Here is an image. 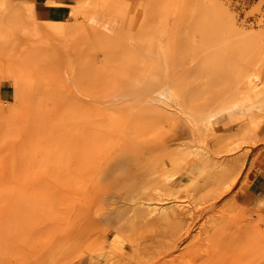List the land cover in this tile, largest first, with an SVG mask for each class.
Here are the masks:
<instances>
[{"label":"rangeland","instance_id":"374dc122","mask_svg":"<svg viewBox=\"0 0 264 264\" xmlns=\"http://www.w3.org/2000/svg\"><path fill=\"white\" fill-rule=\"evenodd\" d=\"M45 1L0 0V264H187L174 223L139 237L157 198L204 213V258L264 264V0Z\"/></svg>","mask_w":264,"mask_h":264},{"label":"bare ground","instance_id":"6f19581e","mask_svg":"<svg viewBox=\"0 0 264 264\" xmlns=\"http://www.w3.org/2000/svg\"><path fill=\"white\" fill-rule=\"evenodd\" d=\"M251 143V142H250ZM256 143V142H255ZM239 145V144H238ZM237 145V146H238ZM162 147L161 145H157V146H155L156 147V149H158V150H162V149H164V146H163V148L162 149H159V147ZM229 146V145H228ZM158 147V148H157ZM253 147V146H252ZM165 149H166V147H165ZM232 150V149H231ZM173 151H175V150H173ZM178 151V150H177ZM230 151V150H229ZM163 152H165V150H163ZM180 152V151H179ZM184 152H185V150H184ZM198 152V151H197ZM231 152V151H230ZM162 153V152H161ZM167 152H165L164 154H166ZM170 153H172V152H170ZM177 152L175 151V152H173V154H169L170 155V157H171V155H173L174 156V154H176ZM182 153V152H181ZM224 153V152H223ZM179 154V153H178ZM186 154V153H185ZM188 154V153H187ZM194 154V153H193ZM163 154H161L160 155V152L158 153V156L160 157V156H162ZM167 155H168V153H167ZM177 155V154H176ZM181 154H179V158H177V156L175 157H173L174 159H172V158H170V157H168V158H170L169 160H173L172 162L174 163V161H175V159L177 158V164L179 165V164H181V163H178V162H182L183 161V159H181L182 157L180 156ZM183 155V154H182ZM195 155V154H194ZM198 155H201V154H197L196 156H198ZM157 156V157H158ZM159 157L158 158H154L153 159V162H155V161H158V159H159ZM162 157H164V155L162 156ZM165 157H166V155H165ZM181 157V158H180ZM184 157V156H183ZM187 158V157H186ZM163 159H166V158H163ZM178 159H179V161H178ZM181 159V160H180ZM187 159H189V158H187ZM187 159H185V162H183L184 163V169L185 168H188L189 169V172L190 173H192V174H195V172L196 171H199V169H201L202 168V165H203V163L201 162V160H199V159H197V158H194V160H191V159H189L190 161H186ZM160 161V160H159ZM167 161V160H166ZM150 162V161H149ZM171 162V163H172ZM147 164V163H146ZM149 164V166L150 165H152V166H150V167H154V165L153 164H156V163H152L151 164V162L150 163H148ZM148 164H147V166H148ZM175 165H176V161H175V163H174ZM244 164V163H243ZM171 165V164H170ZM145 166V164L144 165H142L141 167H144ZM147 166H145V167H147ZM148 166V167H149ZM156 167V166H155ZM170 167V166H169ZM177 167V166H176ZM178 167H180V166H178ZM148 169V168H147ZM147 169H145L146 171H147V175H145V176H147V177H151V176H148L149 174H148V172H149V170H147ZM168 169V168H167ZM167 169H165V170H167ZM172 169V168H171ZM179 169V168H178ZM182 169H183V167H182ZM141 170V169H140ZM153 170H155V169H153ZM180 170V169H179ZM238 170V169H237ZM169 171H172V170H169ZM184 171V170H183ZM188 171V170H187ZM203 171V169L201 170V172ZM142 172V171H141ZM163 172H164V170H163ZM166 172H168V170L166 171ZM175 172V171H174ZM174 172H173V174H169V173H167L166 175H169V176H167V178H168V180L169 181H172L173 183L175 182L174 180ZM185 172V171H184ZM200 172V173H201ZM234 172H235V170H234ZM261 172V171H260ZM158 173V172H157ZM157 173H155V174H157ZM159 173H161L160 171H159ZM159 173H158V175H159ZM175 173H177V171L175 172ZM197 173V172H196ZM226 173V172H225ZM224 173V174H225ZM232 173H233V171H232ZM146 174V173H145ZM154 174V173H153ZM155 174L153 175V176H155ZM162 174V173H161ZM178 174V173H177ZM227 174V173H226ZM230 174V173H229ZM234 174V173H233ZM150 175H152L151 174V172H150ZM157 175V176H158ZM160 176H164V174L163 175H160ZM227 176H229V175H227ZM232 176V175H231ZM141 177V176H140ZM165 177V176H164ZM161 178H163V177H161ZM161 178H159V180L158 181H160V179ZM234 178V177H233ZM144 180H145V177H144ZM148 180H149V178H148ZM154 180H157L156 178H154ZM166 181H167V179H165ZM226 181H227V178L225 179ZM230 180V179H229ZM229 180L226 182V185H227V183L229 182ZM236 178L234 179V181L232 182V184L227 188V189H224L223 191H225V192H227L228 190L230 191V189H232V187L234 186V184H235V182H236ZM141 181H143V179H141ZM145 181H147V178H146V180ZM144 181V182H145ZM150 181V180H149ZM152 181H153V179H152ZM157 181V182H158ZM223 181V180H222ZM144 182H141L140 184H143ZM154 182V181H153ZM153 182H151V183H153ZM161 182V181H160ZM163 182V181H162ZM147 183H149V182H147ZM155 183H156V181H155ZM155 183H153V184H155ZM159 183V182H158ZM231 182H229V184H230ZM145 185L144 186H146L147 184L146 183H144ZM157 184V183H156ZM171 184V183H170ZM158 186L157 187H160L159 186V184H157ZM161 186H162V184H160ZM219 185V184H218ZM140 186H142V185H140ZM139 186V187H140ZM144 186H142V188L144 187ZM154 186V185H153ZM153 186H151V187H153ZM166 186V184L165 185H163V188ZM217 186V185H216ZM147 187V186H146ZM156 187V186H155ZM157 187H156V189H157ZM167 187V186H166ZM169 187V186H168ZM177 187H179V189L180 188H185V187H182V185H179L178 183H177ZM161 188V187H160ZM159 188V190L160 191H162L161 189ZM169 188H171V187H169ZM221 187H219L218 188V190H215L219 195L222 193H224V192H219V191H222L221 189H220ZM147 189V188H146ZM153 189H155V188H153ZM152 189V190H153ZM176 189V188H175ZM183 189H181V190H183ZM186 189H188V188H186ZM217 189V188H216ZM158 190V189H157ZM167 190V189H166ZM173 190V189H172ZM185 190V189H184ZM180 191V190H178V191H176V190H174L175 191V198L176 197H181V193L183 194V192H185V191ZM154 191V190H153ZM156 191V190H155ZM165 191V190H164ZM133 192H135V190H133ZM132 192V194H135V193H133ZM137 192V191H136ZM148 192H149V190H148ZM191 192V191H190ZM246 192V194L247 195H251L249 192H248V189H247V191H245ZM138 193V192H137ZM136 193V194H137ZM145 193V192H144ZM161 193V192H160ZM168 193H170V191L168 192ZM168 193H167V195H168ZM132 194L129 196V193H128V197H131L132 196ZM153 194V193H152ZM162 195H163V193H161ZM174 194V193H173ZM185 195H186V193H184ZM217 194V195H218ZM147 195H149V194H147ZM154 195V194H153ZM164 195L166 196V194L164 193ZM215 195V194H214ZM218 195V196H219ZM133 196H135V195H133ZM133 196L131 197V199H130V201L132 200V198H133ZM171 196H172V194H171ZM170 196V197H171ZM187 196V195H186ZM127 197V198H128ZM136 198H137V195L135 196ZM141 197V196H140ZM146 197V196H145ZM144 196H143V199L145 198ZM151 197V196H150ZM159 197V196H158ZM161 197V196H160ZM169 197V196H168ZM182 197H184V195L182 196ZM191 197V196H190ZM220 197V196H219ZM139 198V197H138ZM149 198V197H148ZM154 198V197H153ZM157 198V197H156ZM215 198H216V195H215ZM234 198V197H233ZM143 200L142 199V197L141 198H139V200ZM161 199H163L162 197H161ZM185 199V198H184ZM187 199V198H186ZM191 199V198H190ZM194 199V198H193ZM145 200V199H144ZM151 200L152 199H150V202H151ZM155 200V199H154ZM153 200V201H154ZM164 200V199H163ZM165 200H166V198H165ZM170 200V199H169ZM178 200V199H177ZM181 200V199H180ZM201 200V199H200ZM216 200V199H215ZM218 200V199H217ZM127 201V200H126ZM135 201H136V199H135ZM135 201H131V202H133V205H135L134 204V202ZM138 201V200H137ZM148 201H149V199H148ZM148 201H145V202H138V208L140 209L139 210V212H138V214L136 213V215H138V216H135V218H138L139 219V222H140V225L138 226V228H139V230H140V233H138L139 231H135L136 233H138V234H140V236L139 237H142V235L145 233V232H143V230H145L146 228H148L147 229V231L148 230H150L149 228H152V232H153V230H155V228H158V227H156V224L158 223V224H161L162 222L161 221H163V223L161 224V226L163 225V224H166V222H172V224L171 223H169L170 224V226L171 225H173V223L176 225H174V226H171V227H174V228H176L177 229V240L179 239L180 240V242H182V241H186L187 239H188V245L186 246V250L185 251H182V252H184V253H179V255L178 256H176V255H174L173 253H172V251L174 250V249H178L177 247V242H179V241H175V244H170V245H166V247L167 246H170V247H168L169 248V250L171 249V251H170V253H166V254H164L163 255V257L164 256H169L171 259H170V261L173 263V262H175V261H178L179 260V258H180V256L182 255V256H191L192 257V260H188L189 262H187V258H186V262H187V264H225L224 262H221L220 261V257L219 258H217V259H215L213 256H215V255H210L209 256V254L208 255H206L205 256V258H204V255L205 254H203V253H205V251H206V253L208 252L207 250H204L203 251V247H205L204 245H202L201 244V242H203V241H200L201 239H204V238H201L202 236V234L204 235V233L206 234V231L208 232V230H210V227H211V225H210V227H209V225H208V227H209V229L208 230H206V227H205V229H204V227L202 226H199V229L197 230L198 232H197V234L196 235H193V230H194V227H195V225H196V223H197V221H198V217H199V215H198V217L196 216V214L198 213H200L201 211H198L197 212V209H195V208H192V206H193V202H191L190 203V200H189V203H185L184 201H174V202H172V203H167V204H165V203H161L160 201H162V200H158V198H157V200L156 201H158V202H151V203H149ZM147 202V203H146ZM160 202V203H159ZM162 202H166V201H162ZM199 202V201H198ZM136 203V202H135ZM203 203V202H202ZM204 203H207V202H205V200H204ZM196 204H197V201H196ZM216 204V203H215ZM195 205V204H194ZM214 204H213V202H212V206H213ZM128 206V205H127ZM197 206H199V205H197ZM203 207V205H200V207ZM130 207V206H129ZM128 207V208H129ZM137 207V206H136ZM135 207V208H136ZM201 207V208H202ZM204 207H205V204H204ZM134 208V207H133ZM199 208V207H198ZM126 209V208H125ZM130 209V208H129ZM133 210V209H132ZM203 210H204V208H203ZM259 210V209H258ZM124 211V210H123ZM205 211V210H204ZM204 211H202V212H204ZM206 212V211H205ZM123 213V212H122ZM131 213H133V211L132 212H130V214ZM135 213H134V215H135ZM220 213V212H219ZM204 214V213H203ZM203 214H201L200 213V217L203 215ZM132 215V214H131ZM134 215H132L131 217H129V219L130 218H132ZM134 218V219H135ZM197 218V219H196ZM203 218V217H202ZM209 218V217H208ZM126 220V219H125ZM203 220V219H202ZM128 221V220H127ZM131 221H133L132 219H131ZM131 221H129L128 222V224L129 223H131V225L133 226L134 224H136V221H135V223H134V221H133V224H132V222ZM138 221V220H137ZM164 221H166L165 223H164ZM216 221H217V219H216ZM213 223V222H212ZM214 223H216V222H214ZM218 223V222H217ZM216 223V224H217ZM199 224H200V222H199ZM198 224V225H199ZM130 225V224H129ZM155 225V228L153 227ZM203 225V224H202ZM137 226V225H136ZM136 226H133V228L134 227H136ZM160 226V227H161ZM166 226V225H165ZM204 226H205V224H204ZM128 227V226H127ZM146 227V228H145ZM235 227V226H234ZM154 228V229H153ZM129 229H130V227H129ZM135 229V228H134ZM168 229V228H167ZM171 229L172 228H170V231H171ZM131 230H132V227H131ZM131 230H129V231H131ZM136 230H137V228H136ZM159 230V229H158ZM174 231L173 232H176V230L175 229H173ZM205 230V231H204ZM132 231H134V230H132ZM132 231H131V233H132ZM160 231L162 232V230H161V228H160ZM135 232H133L134 234H136ZM204 232V233H203ZM127 233V232H126ZM130 233V232H129ZM128 234V236L130 235H132V234ZM157 233V232H156ZM134 234H133V236H134ZM158 234H159V232H158ZM176 234H170L169 236L172 238L173 237V235L175 236ZM123 235H127V234H123ZM137 235V234H136ZM135 235V237H137ZM152 235V234H151ZM161 235H163V233L161 234ZM198 235V236H197ZM148 236V235H147ZM147 236H143V237H147ZM153 236H155V235H153ZM165 236H167V235H165ZM168 236V237H169ZM207 236V235H206ZM208 236H211V235H209L208 234ZM123 237V236H122ZM132 237V236H131ZM149 237V236H148ZM116 238V237H115ZM118 238H120L119 236H118ZM164 238V237H163ZM207 238V237H206ZM114 239V238H113ZM122 239V238H121ZM120 239V240H121ZM131 239V238H130ZM140 239V238H139ZM169 240H170V238H168ZM173 239H176V237L175 238H173ZM173 239H171L172 241H173ZM208 239V238H207ZM135 240V239H134ZM134 240H133V242H134ZM113 241V240H112ZM163 241V240H162ZM165 241V240H164ZM120 242V241H119ZM132 242V240H131V243H133ZM136 242H137V240H136ZM136 242H134L135 243V245H136ZM140 242V241H139ZM138 242V243H139ZM141 242H143V244H144V241H143V239H142V241ZM147 242V241H146ZM168 242V241H167ZM169 242H171V241H169ZM114 244H115V242H113ZM113 243H111V244H113ZM137 243V244H138ZM186 243H187V241H186ZM206 243H209V242H207L206 241ZM206 243H204V244H206ZM211 243V242H210ZM118 244V242L116 243V245ZM161 244H163V243H161ZM183 244V243H182ZM131 245H134V244H131ZM147 245V244H146ZM151 245H153V244H151ZM151 245L149 246V251L152 249V247H151ZM156 245V244H155ZM211 245V244H210ZM139 247H141L140 246V244L138 245ZM182 246V245H181ZM207 246V245H206ZM212 246V245H211ZM115 247V246H114ZM134 247V246H133ZM144 247H146V246H144ZM157 247V246H156ZM161 247V246H160ZM165 247V248H166ZM221 247V246H220ZM151 248V249H150ZM207 248V247H206ZM117 248H113V250H116ZM142 249L144 250V251H146L145 249L146 248H143L142 247ZM173 249V250H172ZM214 249L216 250V252H217V249H216V247H215V245H214ZM223 249H224V247H223ZM112 250V249H111ZM139 251L141 250L140 248L138 249ZM153 250V249H152ZM161 250V249H160ZM164 250V249H163ZM169 250H167V251H169ZM144 251H142L141 252V254L142 253H144ZM148 251V254L150 255V252ZM201 251H203V252H201ZM209 251H210V248H209ZM214 251V250H213ZM213 251H211V253L213 254L214 252ZM124 252V251H123ZM136 251L134 250V253H135ZM153 252V251H152ZM173 252H175V251H173ZM176 252H177V250H176ZM219 252V251H218ZM221 252V251H220ZM115 253V252H114ZM163 253H164V251H163ZM202 253V254H201ZM210 253V252H209ZM222 253H223V250H222ZM148 254H147V257H148ZM240 254V253H239ZM137 255V254H136ZM152 255V254H151ZM218 255V254H217ZM216 255V256H217ZM233 255V254H232ZM248 255V254H247ZM246 254H245V256H247ZM108 256V255H107ZM135 256V255H134ZM181 256V257H182ZM190 256H189V259H190ZM138 257V256H137ZM144 257H146V256H144ZM147 257H146V260H147ZM158 257V256H157ZM156 256H155V259L157 258ZM184 257V258H185ZM225 257V256H224ZM234 257V256H233ZM136 258V257H135ZM142 258H143V256H142ZM237 258V257H236ZM256 258V257H255ZM255 258H253L252 260H254ZM131 259V258H130ZM154 259V258H153ZM154 259V260H155ZM225 259V258H224ZM227 259V258H226ZM233 259V258H232ZM232 259H229L231 262L233 261ZM238 259H239V257H238ZM238 259H236V260H238ZM247 259V258H246ZM249 259V258H248ZM251 259V258H250ZM132 260V259H131ZM139 260V259H138ZM221 260H222V257H221ZM236 260L234 259V261L236 262ZM251 260V261H252ZM148 261H149V259H148ZM164 261V260H163ZM180 261H181V259H180ZM139 262V261H138ZM225 262H227V261H225ZM235 262H233L234 264H236ZM241 262V261H240ZM247 262V261H246ZM149 264V263H148ZM176 264H177V262H176ZM245 264V263H244ZM246 264H248V262L246 263Z\"/></svg>","mask_w":264,"mask_h":264},{"label":"crops","instance_id":"0c3cea01","mask_svg":"<svg viewBox=\"0 0 264 264\" xmlns=\"http://www.w3.org/2000/svg\"><path fill=\"white\" fill-rule=\"evenodd\" d=\"M70 0H46L45 10L50 20H65L70 15L66 7ZM6 93V92H5ZM4 93V94H5ZM249 191L255 196H264V175L256 174L249 183Z\"/></svg>","mask_w":264,"mask_h":264}]
</instances>
